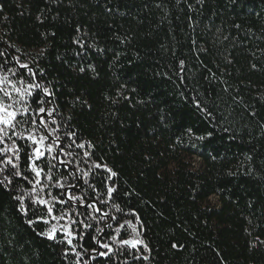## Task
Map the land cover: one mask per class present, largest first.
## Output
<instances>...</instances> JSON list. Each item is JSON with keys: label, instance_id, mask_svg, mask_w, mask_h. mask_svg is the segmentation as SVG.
Segmentation results:
<instances>
[{"label": "trees", "instance_id": "16d2710c", "mask_svg": "<svg viewBox=\"0 0 264 264\" xmlns=\"http://www.w3.org/2000/svg\"><path fill=\"white\" fill-rule=\"evenodd\" d=\"M161 2L164 9L156 7ZM0 5V42L14 45L10 52L63 85L62 99L79 96L87 102L70 103L64 111L119 171L121 184L139 193L133 205L147 224L150 264H264V244L251 246L257 236L264 240V0L237 5L205 0L193 16L199 24L195 33L175 0H110L100 6L97 0L59 5L0 0ZM42 10L43 23L37 19ZM77 25L109 50L89 57L99 74L95 79L91 71L68 67L80 63L71 44ZM51 32L56 36L45 39L43 34ZM191 37L208 49L201 59L229 86L224 92L219 80H204L189 58L191 85L207 101L215 118L211 123L160 74L174 63L173 51L188 53ZM118 92L129 99L111 103ZM207 132L211 138H195ZM193 158L198 167L188 160ZM249 168L252 174H246ZM172 243L183 247L173 249ZM0 264H64L59 250L25 224L3 193Z\"/></svg>", "mask_w": 264, "mask_h": 264}, {"label": "snow or ice", "instance_id": "6c2138e0", "mask_svg": "<svg viewBox=\"0 0 264 264\" xmlns=\"http://www.w3.org/2000/svg\"><path fill=\"white\" fill-rule=\"evenodd\" d=\"M62 2L45 0L56 5ZM239 2L230 0L233 5ZM101 3H110V0H97L98 6ZM204 3L205 0H175V6L184 13L186 27L193 33L199 29L193 16L199 11L197 6L202 8ZM156 7L164 9L166 5L161 2ZM2 12L3 5H0ZM105 12L112 13V9L105 6ZM37 19L44 22L43 10ZM52 19L58 20L59 14ZM235 27L239 29L241 25ZM43 35L48 39L55 37L56 32ZM115 39L121 44L127 42L126 37L115 36ZM71 44L73 56L80 63L69 64V69L78 73L91 71L95 79L99 74L89 57L107 54V47L99 46L94 35L80 25L74 29ZM12 48L15 46L0 42V193L10 197L17 213L37 236L59 250L64 264H150L153 249L147 240V224L133 205L139 193L121 184L119 171L108 163L93 140L82 136L74 116L64 111L70 103L75 107L77 102L82 105L87 102L79 96L72 102L62 99L63 85L49 79L45 69L33 67L20 55L10 52ZM207 52L204 44L191 37L188 53L177 55L173 51L174 63L160 74L211 123L215 119L213 113L196 86L191 85L188 75L193 70L188 62L191 58L204 80L209 83L219 80L225 85L223 91H229L227 82L217 77L201 59ZM57 59L64 62L61 57ZM116 59L118 54L113 53V62ZM251 68L259 70L256 64H251ZM121 99L129 97L118 92L117 99L111 103ZM250 115L255 117L257 113L252 111ZM187 132L191 135L192 129ZM212 135L207 132L195 138L203 141ZM246 160L251 162L253 157L246 155ZM253 171L249 168L246 174ZM259 244H264V240L257 236L251 246ZM171 247L177 249L183 245L172 243Z\"/></svg>", "mask_w": 264, "mask_h": 264}, {"label": "rangeland", "instance_id": "374dc122", "mask_svg": "<svg viewBox=\"0 0 264 264\" xmlns=\"http://www.w3.org/2000/svg\"><path fill=\"white\" fill-rule=\"evenodd\" d=\"M189 161H194L192 164L193 165H196V167H198L199 166V163H198V161L197 160H195L194 158L193 159H188ZM211 201L215 204L216 202H217V198L216 197H211Z\"/></svg>", "mask_w": 264, "mask_h": 264}]
</instances>
